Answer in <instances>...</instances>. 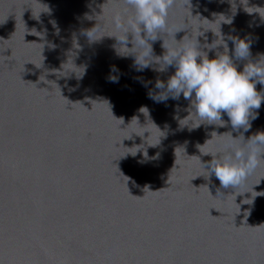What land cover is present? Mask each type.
<instances>
[{"label": "water", "instance_id": "water-1", "mask_svg": "<svg viewBox=\"0 0 264 264\" xmlns=\"http://www.w3.org/2000/svg\"><path fill=\"white\" fill-rule=\"evenodd\" d=\"M116 15L134 11L124 0H0V264H264V160L237 188L207 178L203 152L239 132L181 127L190 101L149 95L175 67L140 71L118 54ZM199 30L209 59L228 48L242 70L264 54V0H174L153 54L163 40L195 44ZM230 37L248 39L251 55L236 59ZM253 111L246 139L264 130V101Z\"/></svg>", "mask_w": 264, "mask_h": 264}, {"label": "clouds", "instance_id": "clouds-1", "mask_svg": "<svg viewBox=\"0 0 264 264\" xmlns=\"http://www.w3.org/2000/svg\"><path fill=\"white\" fill-rule=\"evenodd\" d=\"M124 3L134 11V15L127 20L123 15L113 17L115 29L121 33L120 37L111 36L117 38L118 54L125 56L134 54L137 70L140 71L151 67L153 61L158 64L157 71L175 67V72L166 82L159 79L156 81L155 87L161 91L150 92L149 95L156 102H166L170 98L178 100L181 94L189 100L188 112L190 111L192 117H195V125L189 126L194 121L188 114L186 117L189 118L184 124L180 122L185 118L179 120L181 127L188 126L191 130L202 123L217 126H226L230 123L232 130L239 132L235 137L232 132H224L228 133L227 140L221 141L214 150L203 152V154H211V161L202 162L199 158L202 167L207 171V178L214 174L224 188L239 187L257 169L261 160H264L261 158V154L264 153V130L257 131L247 139L244 136V132L251 128V120L259 115L258 111L253 110L259 109L264 101V93L257 91L256 88L258 83L264 85V59H262L264 54L255 62L249 60L242 70H238L233 58L228 54V48L226 53L218 52L214 58L209 59L207 52L201 50L197 39L203 35L199 30L200 34H197L195 44L169 47L163 40V48L166 51L162 56H155L149 40L155 41L162 36V33L168 34L169 10L173 7L174 0H124ZM228 22L230 23L231 19ZM101 27L102 25L97 21L87 30V36L93 41L97 40L92 37H95ZM177 31L172 33L174 39ZM129 33L132 34L130 48L127 46ZM230 39L235 44L236 59L243 60L251 55V44L248 39L238 37H230ZM217 45L221 44L207 48L214 49ZM118 46L131 51L123 54L118 51ZM116 72L118 69L113 66L111 73ZM109 79L118 82L119 76L110 74ZM141 109L147 110L146 107ZM225 113L229 118L227 121L223 119ZM241 129L243 131H240ZM215 133L217 136L221 135ZM212 141L211 133V138L199 146L202 147Z\"/></svg>", "mask_w": 264, "mask_h": 264}]
</instances>
